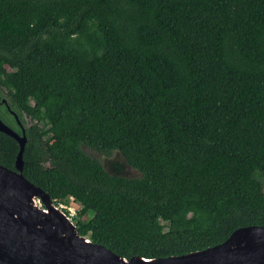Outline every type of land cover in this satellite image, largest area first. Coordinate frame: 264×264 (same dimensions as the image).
<instances>
[{
    "label": "trees",
    "instance_id": "trees-1",
    "mask_svg": "<svg viewBox=\"0 0 264 264\" xmlns=\"http://www.w3.org/2000/svg\"><path fill=\"white\" fill-rule=\"evenodd\" d=\"M0 97V120L23 123V177L72 198L92 243L152 260L233 232V0H0ZM17 152L0 132V165ZM248 226L264 227V0H234V231Z\"/></svg>",
    "mask_w": 264,
    "mask_h": 264
},
{
    "label": "water",
    "instance_id": "water-1",
    "mask_svg": "<svg viewBox=\"0 0 264 264\" xmlns=\"http://www.w3.org/2000/svg\"><path fill=\"white\" fill-rule=\"evenodd\" d=\"M0 132L18 145L14 170L0 165V264H233V232L222 243L202 251L152 260L137 256L127 260L92 243L78 234L46 193L23 177L26 137L22 126L17 134L0 120ZM114 153L108 165H102L104 171L114 177H136L137 172ZM234 264H264V227L234 231Z\"/></svg>",
    "mask_w": 264,
    "mask_h": 264
},
{
    "label": "rangeland",
    "instance_id": "rangeland-1",
    "mask_svg": "<svg viewBox=\"0 0 264 264\" xmlns=\"http://www.w3.org/2000/svg\"><path fill=\"white\" fill-rule=\"evenodd\" d=\"M1 95H4V92H2L1 93ZM1 98V101L2 100H4V101H6L4 98H2V97H0ZM3 110L2 109H0V114L3 116ZM4 117L6 118V120L8 119V117L7 116H5V114H4ZM8 121V120H7ZM34 122V119L33 120H31V119H29V118H25L24 119V125H26V126H28V125H30V124H32L33 122ZM91 156H93V157H95V158H97V159H99L100 160V162L102 163L103 162V157L102 156H99L98 154H96V153H92V152H89V151H87ZM36 204H37V206L38 207H42V205H41V202L39 201V200H36ZM70 207L72 208V209H74L75 211L78 209V205L77 204H75L74 202H73V200H71V205H70ZM72 223L74 224V222L72 221Z\"/></svg>",
    "mask_w": 264,
    "mask_h": 264
},
{
    "label": "built area",
    "instance_id": "built-area-1",
    "mask_svg": "<svg viewBox=\"0 0 264 264\" xmlns=\"http://www.w3.org/2000/svg\"><path fill=\"white\" fill-rule=\"evenodd\" d=\"M71 200H72V198H70V200H69L70 201V204L69 205H66V204H58L57 206H55V205L54 206L56 208H58L59 210H61L62 212H64L67 215L68 219L72 221L73 218L76 215L75 214L76 211L70 207Z\"/></svg>",
    "mask_w": 264,
    "mask_h": 264
},
{
    "label": "flooded vegetation",
    "instance_id": "flooded-vegetation-1",
    "mask_svg": "<svg viewBox=\"0 0 264 264\" xmlns=\"http://www.w3.org/2000/svg\"><path fill=\"white\" fill-rule=\"evenodd\" d=\"M2 103L3 104H5V101L4 100H2ZM11 112V111H10ZM9 112V113H10ZM13 113V112H12ZM11 114V113H10ZM12 115V114H11ZM16 116V115H15ZM14 117V116H13ZM22 126V128H23V123L22 122H20L19 120H18V118H17V116H16V119H15V117H14V122H13V124H12V126L10 127L12 130H14L15 132L18 130L19 132H20V127ZM13 127L15 128V129H13ZM24 129V128H23ZM114 155H116L115 153H113L110 157H108V158H104L103 159V162H102V165H108V163H107V160H109V159H111Z\"/></svg>",
    "mask_w": 264,
    "mask_h": 264
}]
</instances>
